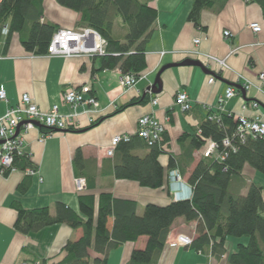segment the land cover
I'll list each match as a JSON object with an SVG mask.
<instances>
[{
	"label": "crops",
	"instance_id": "crops-1",
	"mask_svg": "<svg viewBox=\"0 0 264 264\" xmlns=\"http://www.w3.org/2000/svg\"><path fill=\"white\" fill-rule=\"evenodd\" d=\"M147 2L158 11V19L146 46L145 77L133 88L125 89L122 86L120 70H101L99 58L35 56L27 53L20 38L14 36L7 55L0 57V87L5 88L8 97V102H0V115L19 105L24 94H29L42 111L49 112L58 106L62 114L69 115L72 110L63 101L64 92L69 88L80 89L84 86L91 88L90 95L99 103L96 110L89 111L84 106L77 109L79 116L76 129L72 132H54L42 140L48 130L41 127L24 136L23 154L30 157L33 168L38 172L36 176L30 177L26 171L19 170L5 175L0 173V264L35 261L60 264L66 257L64 248L67 243L83 235L82 230L75 231L67 225L47 227L29 235L21 234L15 229L18 214L12 207L14 202H19L26 210L48 207L52 213L55 204L61 202L79 212L80 196L93 195L98 204L100 195L106 193L116 199L136 202L138 215L141 216L149 204L163 207L191 199L186 188L180 190L179 199H176L175 191L167 183L168 177L165 186L158 190L142 188L136 182L113 177L116 156L108 157L107 151L115 137H135L142 117L153 115L165 125L167 154L162 155L160 161L167 171L170 156L177 159L184 157L180 137L197 132L212 114L218 100L225 96L228 87L235 85L238 88H235L237 96L224 105L225 115H241L245 103L258 100L264 103L255 90L246 93L242 88L245 82L256 83L259 74L264 73V10L260 5L245 0L218 3L214 9L201 13V27H196L188 21L192 0ZM44 10L45 20L59 29L74 30L80 21V14L61 7L57 0H44ZM252 23L261 26L259 34L250 29ZM225 32H230L231 36L226 38ZM125 34L126 30L119 22L115 37L122 40ZM196 40H200L198 45L195 44ZM162 52L167 54L161 56ZM192 52L199 55H192ZM204 55L225 60L229 70L208 62ZM187 60L201 62L214 76L204 74L198 67H174L162 74L161 93L148 91L165 66L182 64ZM211 78L215 79L212 84ZM179 92L187 93L191 99V111L183 112L176 106ZM145 98V104L124 108ZM153 100H157L158 104L153 105ZM246 115L264 116V107L258 110L249 108ZM78 150L82 151L83 162L76 168ZM203 152V149L194 152V162L186 171L179 165L187 187L188 178L201 161ZM144 154L145 151H140V155ZM169 173L167 171V175ZM86 176L93 187L88 189L87 186L85 192L77 193L75 180H88ZM27 178L32 181L31 189L28 194L20 195L18 187ZM195 230L196 223H188L184 218L177 219L168 240L176 234L194 240ZM237 242L230 239L229 245L233 248ZM146 243L147 238L142 237L136 243L121 246L110 253L108 264L113 254L116 255L117 264H128L132 253L144 249ZM158 264H227V259L216 261L190 248L170 247L167 244Z\"/></svg>",
	"mask_w": 264,
	"mask_h": 264
},
{
	"label": "trees",
	"instance_id": "trees-1",
	"mask_svg": "<svg viewBox=\"0 0 264 264\" xmlns=\"http://www.w3.org/2000/svg\"><path fill=\"white\" fill-rule=\"evenodd\" d=\"M147 1L57 0V3L80 14L78 27L94 29L105 40L106 55L99 58L101 70L118 69L122 75L139 78L147 68L146 46L158 19V11ZM227 1L192 0L188 21L201 27V13ZM248 3L258 4L264 10V0H248ZM119 22L126 30L122 40L115 37ZM5 28L8 29L6 37L2 34ZM58 30L45 20L44 0H2L0 3V57L7 55L15 34L20 36L27 53L44 56ZM146 101V98L139 99L124 108ZM237 128L234 116L222 114L220 120L208 118L196 133L180 137L184 157L170 156L167 171L178 169L180 164L186 171L194 162V152L209 143L217 146L215 155L202 157L188 178L193 194L190 200L163 207L149 204L141 216L136 202L116 199L106 193L100 195L98 204L93 195L80 196L79 212L61 202L55 204L53 213L48 207L26 210L19 202H14L12 207L18 214L15 229L24 235L57 225L82 230L80 239L69 241L65 246L66 257L60 264H108L111 252L127 243H136L142 237L147 238L146 247L135 250L128 264H158L173 224L184 218L188 223H196V238L188 247L196 253L216 261L227 259V264H264V187L249 182L243 174L249 166L264 175V138L241 141ZM165 138L166 133L162 144L154 147H149L137 135L121 142L115 151L113 177L136 182L150 190L163 188L169 176L160 161L161 156L167 154ZM227 139L231 142L229 147L224 146ZM140 151L145 154L140 155ZM81 162L83 155L78 150L76 168ZM13 165L19 171L33 168L30 157L24 154L16 155ZM89 183L88 189H91L93 186ZM31 185V179L27 178L19 185L18 193L28 194ZM230 239L237 240L238 245L229 253ZM244 240L246 242L242 243Z\"/></svg>",
	"mask_w": 264,
	"mask_h": 264
},
{
	"label": "built area",
	"instance_id": "built-area-1",
	"mask_svg": "<svg viewBox=\"0 0 264 264\" xmlns=\"http://www.w3.org/2000/svg\"><path fill=\"white\" fill-rule=\"evenodd\" d=\"M2 0H0L1 3ZM248 3V0H245ZM250 29L259 34L262 30L258 23L250 24ZM3 36L8 35V29L5 28L2 32ZM224 36L230 37V32H225ZM200 40H196L198 45ZM106 42L102 36L91 28H76L74 30L59 29L53 36L46 57L48 58H100L106 55ZM232 52L231 54H233ZM167 53H160L165 56ZM192 55H199L198 52H192ZM208 62L219 65L223 70H229L225 60H219L209 55L203 56ZM142 74L139 78L126 74L121 77V84L125 89H130L144 78ZM240 79V78H239ZM215 79L211 78L210 83H214ZM243 90L248 93L255 90L259 96L264 100V73H260L257 82H245L242 85ZM91 88L84 86L80 89L69 88L64 92L63 101L68 105L72 113L64 115L60 112L58 106H54L49 112L42 111L35 103L29 94L22 96L21 102L16 107L9 109L4 115H0V173L7 174L18 171L14 168V157L23 155L24 151V136L33 130L38 129L36 124L48 130V133L43 134L42 140L49 137L54 132H69L76 129V119L79 116L77 109L79 107H88L89 111L96 110L99 106L98 100L91 96ZM237 91L233 87H228L225 96L218 100V104L212 109L210 115L211 120H220V116L224 112V105L227 101L235 98ZM0 102H8L7 92L4 87H0ZM176 106L180 107L183 112H189L193 108V104L187 93L179 92L176 95ZM153 105H157L158 101L153 100ZM264 107V103L259 100L251 103H245L242 107V114L234 116L238 121L237 136L241 141H246L248 138L257 139L264 138V116L246 115L249 108L258 110ZM23 124V125H22ZM22 125V126H21ZM21 126V131L16 136L17 130ZM166 133L165 125L153 115H146L138 122L137 136L142 139L149 147L161 145L164 134ZM130 136H117L113 139L111 148L107 151L108 157H113L118 145L123 141H129ZM230 140H225L224 146H230ZM216 144L209 143V148L205 151V158L215 155ZM30 177L38 174L35 168H28L26 170ZM42 181V180H41ZM169 186L175 191L176 199H179V192L182 188L189 190L190 198H192V188L185 184L182 179L181 172L178 169L170 171L168 176ZM88 186L85 178H78L75 180V187L77 193H83ZM193 244V239L178 235L176 241L170 243V247H184L188 248ZM22 264H44L42 262H24Z\"/></svg>",
	"mask_w": 264,
	"mask_h": 264
},
{
	"label": "rangeland",
	"instance_id": "rangeland-1",
	"mask_svg": "<svg viewBox=\"0 0 264 264\" xmlns=\"http://www.w3.org/2000/svg\"><path fill=\"white\" fill-rule=\"evenodd\" d=\"M77 28H80V27L77 26ZM13 36H14V37H17V38H20L18 34H15V35H13ZM208 148H209V144L203 149L204 152L202 153V157H204V155H205V151H206ZM243 174H244V177H245L249 182H254V183H257V184H259V185H261V186L264 187V175H261V174H259V173L257 174V173H256L251 167H249V166H246V168H245ZM181 175H182V174H181ZM182 179H183L184 182H186V180H185V178H184L183 175H182ZM178 235H181V234H176L174 237H172L170 240H168L169 242H168L167 244H169V246H170V243L176 241V238L178 237ZM244 239H245V238H244ZM232 240H235V239H232ZM244 242H246V240H244ZM237 245H238L237 243H234V244H233V248H232V245H229V243H228L227 247H228V251H229V253H230V252H234V251L236 250ZM208 257H209V256H208ZM115 258H116V255L113 254V255H112V259H111V261H110V264H117ZM211 259H212V258H211Z\"/></svg>",
	"mask_w": 264,
	"mask_h": 264
},
{
	"label": "water",
	"instance_id": "water-1",
	"mask_svg": "<svg viewBox=\"0 0 264 264\" xmlns=\"http://www.w3.org/2000/svg\"><path fill=\"white\" fill-rule=\"evenodd\" d=\"M198 67L200 68L204 74L206 75H213V73H211L210 71H208V69L201 63V62H198V61H192V60H187L185 62H183L182 64H178V65H168V66H165L160 72L159 74L157 75V78H156V81L155 83L153 84V86H151L148 91L151 92L152 94H159L161 93L162 91V81H161V76L162 74L167 70V69H170V68H174V67ZM232 87L234 88H238L237 86L235 85H232ZM23 125V124H22ZM21 125V126H22ZM38 128H41L42 126L39 125V124H36ZM21 126L19 127V129L17 130V133H16V136H18L20 134V131H21Z\"/></svg>",
	"mask_w": 264,
	"mask_h": 264
}]
</instances>
